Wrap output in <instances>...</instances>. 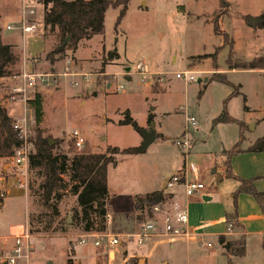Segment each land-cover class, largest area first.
Wrapping results in <instances>:
<instances>
[{"label": "rangeland", "instance_id": "1", "mask_svg": "<svg viewBox=\"0 0 264 264\" xmlns=\"http://www.w3.org/2000/svg\"><path fill=\"white\" fill-rule=\"evenodd\" d=\"M4 6L11 8L10 15H4ZM34 10L38 34L23 38L5 28L10 21L8 18L19 13L20 0H0V33L4 40L15 41L19 58L13 69L14 75L0 78L2 106L11 116H17L14 122L21 124L20 120L26 119L29 137H34L35 128L42 129L43 135L56 144L53 152L69 156L77 152L70 135L75 129L85 140L84 151L105 153L112 147L119 150L133 147L135 150L129 155L114 156L108 150V154L116 159L114 165H107L106 206L110 221L105 220L103 232H94L114 235L120 244L97 247L91 239L78 244L86 232L71 222V208L76 205V196L69 191V185L61 189L55 215L39 199L37 185L40 178L32 170L28 171L26 191L13 187L8 195L0 197V235L6 233L10 224L26 222L31 264H67L68 259L71 264H134L149 244V239L140 245L132 236L126 239V234L137 232L147 217L145 212L135 209L134 196L166 193L162 183L180 166L185 167L182 163L187 153V163L192 162L197 172L204 175L202 182L206 187L212 186L217 179L212 172L215 163L222 158V149L231 148L241 134L239 125L234 122L213 123L224 106L228 115L243 125L240 148L247 147L264 134V74L260 69L244 67L254 58L264 56V0H129L118 25L115 21L119 7H109L104 15L103 34L82 42L73 57L70 51L66 52L60 62L57 60L53 65L44 56L54 47L56 39L43 30L41 5L36 3ZM201 10L207 19L217 21V31L209 22L199 24L195 21L196 13ZM250 16L263 20V26L248 25ZM225 33L228 37L224 38ZM222 43L225 45L219 48L215 63L211 57L204 56L213 53ZM108 51L117 55L110 60L105 55ZM173 58L175 63H172ZM65 59L72 60L75 69L90 73L89 82L84 84L77 79L78 86L70 87L67 81L60 79L38 86L25 95L12 91L19 84L14 76L24 61L33 71L48 72L52 66L55 71L62 70ZM137 60L166 74L146 82H141L136 75L130 80L115 76L119 72L114 69L121 71L124 65L128 67ZM215 64L224 68V74L200 73L201 68H213ZM185 70L191 71L192 81L184 83L173 78L174 72ZM213 74L224 77L227 83L210 80ZM116 85H120L121 90L116 91ZM234 90L238 94L231 96ZM37 92L42 96L43 108L39 124L34 122L32 108L26 104L30 110L27 113L23 108L24 100L32 99ZM125 111L140 131L129 124L117 123ZM149 114L153 118L150 123L147 121ZM185 114L194 116L197 121L190 129L187 152L173 145L181 130L180 135L183 134ZM150 128L158 131L156 138L145 150H140L142 132ZM233 156H236L234 162L238 170L243 171L244 167L250 170L247 154ZM9 168V159L0 158V177H4ZM231 169L233 172L232 166ZM63 178L66 182L67 176ZM207 212L212 217L217 209ZM210 242L212 249H219L218 242L214 239ZM162 250L169 251L165 245ZM198 251L202 254L204 250L198 247ZM183 254L176 251L175 264H184L186 257L183 258ZM190 264L206 263L193 256Z\"/></svg>", "mask_w": 264, "mask_h": 264}, {"label": "trees", "instance_id": "2", "mask_svg": "<svg viewBox=\"0 0 264 264\" xmlns=\"http://www.w3.org/2000/svg\"><path fill=\"white\" fill-rule=\"evenodd\" d=\"M42 7V27L44 32L54 36L56 44L45 53V59L53 65L62 59L66 52L73 57L79 44L89 41L94 35H102L104 28V15L109 7H119L115 25H118L124 16L129 0H34ZM221 1V0H220ZM217 21L213 20V30L217 31ZM263 26V21L260 24ZM228 37L224 34V38ZM65 39H68L66 42ZM231 43V40H229ZM225 44V43H224ZM227 44V43H226ZM61 47V50H58ZM220 47H216L213 53L205 54L215 58ZM108 59L112 60L117 54L108 51ZM18 54L11 44L4 43L0 34V77L14 75V66L18 62ZM216 66V64L214 65ZM248 69H261L264 67V56L254 58L244 66ZM54 70L53 68L50 70ZM210 80L227 83L224 77L213 74ZM238 94L237 90L231 96ZM26 104L32 108L35 124H39L43 115L42 96L39 92L31 98H27ZM246 109V106H245ZM152 115L149 114L147 121L152 122ZM234 122L239 125L241 134L238 142L227 150L223 151L225 159L224 176L236 180L237 188L232 192L234 210L225 214L226 223L231 227H238L236 222V197L240 193L251 195L259 205L264 214V192L254 186L255 177L242 178L236 176L231 169V158L240 152H264V134L254 140L246 149L240 148L243 125L237 119L228 115L225 106L221 113L213 120V123ZM14 120L0 102V158L8 160L16 150L21 147L23 140L19 137L17 130L13 128ZM120 125L129 124L136 131L140 127L125 111L124 117L117 122ZM34 149L28 154V171L32 170L40 178L37 185L39 199L45 207H50L54 214H57V202L60 199V190L69 185V191L76 196V205L71 208V222L83 232H103L106 229V202H107V165L115 164L114 155H129L134 148L117 147L109 148L105 153H93L85 150L73 152L71 156L63 152H53L56 144H49V138L43 135V130L35 128L33 138L29 137ZM85 147V146H84ZM67 176L64 181L63 176ZM29 186V185H28ZM155 192L134 196V207L140 212H145L147 218L151 217L149 208L155 201ZM162 198V194L159 193ZM2 204V199H0ZM0 204V205H1ZM224 254L227 256L240 257L245 253V240L241 236L236 240H227L224 235L218 237ZM67 264H71L68 259ZM122 264H127L122 262ZM134 264H138L137 261ZM227 264H232L227 259Z\"/></svg>", "mask_w": 264, "mask_h": 264}, {"label": "built area", "instance_id": "3", "mask_svg": "<svg viewBox=\"0 0 264 264\" xmlns=\"http://www.w3.org/2000/svg\"><path fill=\"white\" fill-rule=\"evenodd\" d=\"M34 0H20V11L18 15V23L16 28L20 35L24 38L25 35H34L38 33L37 24L34 21ZM13 25H7L6 29H13ZM25 62V61H24ZM22 65L21 70L14 77L18 79L19 84L12 88V91L17 94L25 95L28 91L35 89L38 86H46L53 84L62 79L68 82L70 87H77L78 80L84 84L89 82L90 73L79 71L75 69L72 60L65 59L63 68L60 71L36 72L25 65ZM264 74V68L259 70ZM166 73H154L148 70L147 66L141 61L137 60L132 65L122 69L115 76L121 75L131 77L136 75L140 77L141 82H146L154 76H161ZM174 79H181L184 83L193 80L191 71H179L173 73ZM115 90H121L120 85L115 86ZM27 100V99H25ZM22 122L13 123V128L17 130L19 137L23 140V144L18 148L15 154L9 158L10 174L0 177V197L4 198L9 194L11 188L21 189L26 191L28 189V154L33 151L34 146L32 142L28 141L29 134L27 133L26 119L20 120ZM197 124L194 116L185 114V126L183 134L173 140V145L176 148H181L185 152L190 146V129ZM73 146L77 152H80L85 146V140L78 130H73L70 134ZM187 155V154H186ZM188 172H191L193 177L187 178ZM176 185L182 187L183 195L187 198H192L197 194H202L205 185L196 175L194 166L191 163H186L181 171L173 174L164 180V189L171 191ZM151 217L140 225L137 232L133 234H126V239L130 236L134 237L137 244H142L145 240L154 235H161L165 238H172L182 236L186 233L188 223V213L185 209L180 208L177 204L170 202L168 197L162 195L159 200L151 205L149 208ZM107 221H110V216L106 214ZM230 229V226L227 227ZM29 231L26 222L17 223L11 226L6 235H0V264H31L30 247L28 243ZM89 239L92 240L94 246L113 247L120 244L118 237L110 234H95L89 232L83 234L78 240V244H85ZM209 247L210 243H205L203 246Z\"/></svg>", "mask_w": 264, "mask_h": 264}, {"label": "crops", "instance_id": "4", "mask_svg": "<svg viewBox=\"0 0 264 264\" xmlns=\"http://www.w3.org/2000/svg\"><path fill=\"white\" fill-rule=\"evenodd\" d=\"M2 11H4L3 12L4 15L6 13L10 15L11 8L4 6ZM204 13H205L204 10H201L199 13H196L194 17L195 21H197L199 24H202L203 22H209L212 24L213 27V19L211 18L207 19ZM18 14L17 16L15 15L8 18L10 21L5 25V28L7 25H13L14 27L13 29H6V30L14 31L16 32V34L20 35L19 30L16 28L18 23ZM211 14L213 16L214 13L212 12ZM14 18L16 19L15 21H13ZM0 34H1V39L4 43L11 44L14 46V48L18 47L16 46L15 41H11V42L6 41L4 40L2 33ZM224 45L225 44L222 43V45H219V47L222 48ZM30 58H34V57L31 56ZM23 59H26V57ZM175 61L176 59L173 58L172 63H175ZM58 62L60 61L58 60ZM24 65L26 68H29L26 62H24ZM14 67H16V65ZM54 67L55 66H52V68ZM126 67L127 66L124 65L122 69ZM147 68L151 72L159 73L157 69L150 68L149 66H147ZM253 70H257V69H253ZM52 71H55V69ZM113 71L120 72V69L118 70L114 69ZM224 71H225L224 68L217 66V64L213 68L210 67V68L200 69V73L221 72L222 74H224ZM126 79L130 80L131 77H127ZM206 80L207 79L205 78L204 81ZM83 101L84 100L82 99L81 102ZM23 104H24L23 108H25L24 111L25 113H27L29 108H27L25 100ZM4 108L7 110L6 107ZM11 117L13 119H17L16 115ZM156 132L158 133L157 130L155 131V133ZM181 132L178 134L177 137L180 136ZM161 136L163 137V134H161ZM251 143L252 142H250L247 145V147ZM247 147L242 146V149L244 150ZM224 150L226 149H222L221 151L222 158H219L220 159L219 163H215L216 165L212 172L213 174L217 175V179L215 183L212 184V186L210 187L205 186L202 194H197L192 198H187L183 195L182 187L180 185H176L171 191H167L166 193L163 194V195L166 194L170 202L177 204L180 208L185 209L187 211L188 223L186 227V233L182 236L172 237V238H165L162 237L161 235H154L150 237L148 246L146 247L145 250L141 252L140 255H138L141 256V258L145 259V264H175L174 263L175 261L173 260V256H176V251L177 252L181 251L184 253L183 258L186 257L184 264H190L191 258L193 256L195 260H198L199 262L206 264H227V259H229L232 264H264V214L259 208L257 202L254 200V198L251 195L246 193L238 194V196L236 197V215H237L236 222L238 224V227L235 228L230 227L229 230L227 229L229 225L226 223L225 214L231 213L234 210L232 192L237 188L238 182L236 180L226 178L224 176V169H223V161L225 159V156L223 154ZM240 154H244V155L247 154V156H249L250 170H247L246 167L242 168L243 171L238 170V168L236 167V161L234 162V158H236V156H232L231 166L233 168L234 174L242 178L255 177L254 180L255 188L259 191L264 192V152L243 151L240 152ZM187 155H189V153H187ZM187 155L185 156L182 165L184 163L186 165ZM181 169L182 166L178 168L177 172L181 171ZM10 171L11 169L9 168L6 173L9 175ZM195 171L199 180L202 181L204 175L203 174L200 175L197 172L198 170L196 168ZM192 177H193L192 173L188 172L187 178L191 179ZM162 186H164V182L162 183ZM212 208L217 209V213L216 215L211 217L210 213L207 212V210L210 211V209ZM106 212L107 215L110 216V214L108 213L107 206H106ZM108 222L109 221H107V223ZM13 225L14 224H10L8 226L7 231H9L11 226ZM7 231L5 234L2 235H6ZM220 235H224L227 240H236L239 237L243 236L245 240L244 255L240 257L227 256L226 254H224L220 244H218L219 249H212L213 245L210 242V240L214 239L216 242H218V237ZM205 243H210L211 245L209 247H206L205 245L203 246V244ZM163 245H165L166 248L169 249L168 252L162 250ZM198 247H201L204 250L202 251V254H200V252L198 251ZM165 253L166 255H164Z\"/></svg>", "mask_w": 264, "mask_h": 264}, {"label": "water", "instance_id": "5", "mask_svg": "<svg viewBox=\"0 0 264 264\" xmlns=\"http://www.w3.org/2000/svg\"><path fill=\"white\" fill-rule=\"evenodd\" d=\"M263 20H261L259 17H248L247 18V24L250 26H256L258 24H261ZM68 39H65L64 42H66ZM58 50H61V47H58ZM205 80V79H204ZM151 127V126H150ZM143 134V141L140 147V150H145V148L154 141L155 137H156V133L155 130L150 128L148 130H145L142 132ZM53 141L51 139H49V144H52ZM164 188V186H162ZM159 200V193L155 194V201ZM1 204V203H0ZM138 264H145V259L144 258H140L138 260Z\"/></svg>", "mask_w": 264, "mask_h": 264}]
</instances>
